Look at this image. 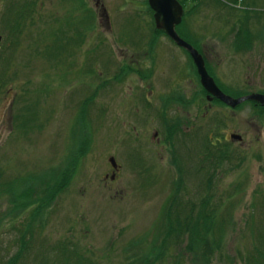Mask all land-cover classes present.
Here are the masks:
<instances>
[{
  "label": "rangeland",
  "instance_id": "obj_1",
  "mask_svg": "<svg viewBox=\"0 0 264 264\" xmlns=\"http://www.w3.org/2000/svg\"><path fill=\"white\" fill-rule=\"evenodd\" d=\"M100 1L110 26L99 22L96 0H0V264H256L264 252V106L219 99L206 111L196 67L168 46L148 0ZM180 1L178 32L213 49L218 86L234 97L264 94V0ZM155 39L149 94L136 62H152ZM127 62L135 67L123 79ZM181 87L200 91L198 113L180 104L189 100ZM159 127L160 143L152 138ZM62 172L67 182L52 197ZM173 194L179 211L169 217ZM205 197L224 228L189 249L191 227L177 240L171 224Z\"/></svg>",
  "mask_w": 264,
  "mask_h": 264
},
{
  "label": "flooded vegetation",
  "instance_id": "obj_2",
  "mask_svg": "<svg viewBox=\"0 0 264 264\" xmlns=\"http://www.w3.org/2000/svg\"><path fill=\"white\" fill-rule=\"evenodd\" d=\"M96 5H97V8H98L99 22L102 23V25H105V26H108L109 25L110 26V24H111V18H110V14H109L108 10L105 8L104 4L100 0H96ZM148 7H149V9H148L149 14L154 17V11H153V9L150 6H148ZM166 41H167V43H169L168 46L171 48L172 51H174L175 53H178L180 55H183L184 57H187V59H191L192 65L194 67H196V65L194 63V60L192 58V55H191V53H190V51L188 49H186L185 47L180 46L176 41H174L170 37H167ZM188 42H190L203 55V57L205 59L206 67H207L209 73L215 78L216 76L213 73L212 68H211L212 65L210 64V53H211V51L213 49L208 44L201 45L199 42L197 43V41H189V40H188ZM148 43L149 42L143 41V43L139 45L140 51L143 50L145 54L148 53ZM149 44H151V47H150L149 50H150V54H151V57H152V62L150 61V62H148L147 64H144V65H143L142 62H140V59L137 60V62H136V64L138 65L137 69H139L138 70V75L140 76L141 81L144 82V84H142L141 86L142 87H146V88H148V87L150 88V87L153 86V84H152L153 72H154V69L156 70V68H158V66L155 65L156 64V61L155 60L157 58V54L156 53H157V50H158V48L156 47L157 46V39H155L152 43H149ZM126 55L124 54V56H126ZM132 65H130L129 62H127V64L125 66H123V71H124L123 75L124 76H122L120 74L117 77H121L122 76V78L124 79V77L129 76L130 74H128L127 72H125V69L128 70V68H132V70H133L135 66L132 67ZM173 66H174V68H178V63L176 64L174 62V65ZM195 69H196V71L198 73L197 67ZM135 71L137 72V70H135ZM198 75H199V73H198ZM199 80H200V76H199ZM215 80H216V78H215ZM200 82H201V80H200ZM195 85L198 86L199 84L195 83ZM201 87H203V85ZM181 88H182L181 89L182 92L184 94H186V96H187L186 98L189 99V100L188 101H185L184 99H182V96H180V97L177 98L181 102L180 104H189L190 106L194 107L197 110V113H198V108H199L198 92H200V91L198 90L196 94H194V91L187 93L183 89V87H181ZM203 89L205 91L204 92V95H205L206 99H208L209 102H210L209 105L204 104L203 107H205L206 108V111H208L209 110L208 108L212 105V103L214 101H216V100H219V99L217 97H213L212 100L209 99L208 98V96H209L208 91L204 87H203ZM154 92H155V89L152 88L150 90L149 94H154ZM259 93H261V92H259ZM152 103H153V98L150 95L147 94L146 95V102L144 103V105L147 106V107H149V105L152 104ZM240 105H242V103L239 104V105H237L234 108H237ZM255 105L258 106L260 104L257 103V102H255ZM168 106H169V103H168V105L166 103H163V105L160 106V109H162V111H163L160 114L161 115L160 116V120H161V123H162L163 128H164V125H165V127L168 128V123L165 122V121H167V119H166V109L168 108ZM139 110H140V108L137 111H139ZM190 119H192V117ZM185 122H186V124L188 122V125L186 126V129L190 130L192 126L194 127V122L191 125H190V122H191L190 120L186 119ZM159 128L160 129H158V128L155 129L154 132H153V135H152V138L155 139L158 143H160L161 142V139H162L161 136H160L161 135V131H164L161 127H159ZM230 137H231V135H230ZM231 139H232V137H231ZM242 140H243V137H242ZM238 141H241V140H238ZM118 165H119V168L116 170L117 173H115V176L116 177H117L118 172L121 169V165L119 163H118Z\"/></svg>",
  "mask_w": 264,
  "mask_h": 264
},
{
  "label": "water",
  "instance_id": "obj_3",
  "mask_svg": "<svg viewBox=\"0 0 264 264\" xmlns=\"http://www.w3.org/2000/svg\"><path fill=\"white\" fill-rule=\"evenodd\" d=\"M150 5L155 11L154 17L156 27L163 30L170 38L176 41L180 46L188 49L192 55L194 63L197 67L201 83L203 87L208 91V98L212 100L213 97H217L223 102L229 104L232 107L247 101L256 100L264 105V94L254 92L246 94L240 97H234L225 93L217 84L215 78L209 73L205 59L203 55L185 38H183L177 31V25L180 24L184 16V5L179 0H150ZM2 36H0V42ZM232 139L240 140L242 135L232 134ZM110 161L115 169L119 168V165L115 157H111Z\"/></svg>",
  "mask_w": 264,
  "mask_h": 264
},
{
  "label": "trees",
  "instance_id": "obj_4",
  "mask_svg": "<svg viewBox=\"0 0 264 264\" xmlns=\"http://www.w3.org/2000/svg\"><path fill=\"white\" fill-rule=\"evenodd\" d=\"M90 101H91V98L90 99L87 98V102L89 103ZM221 154H220V158L222 157L223 161H224V157L225 156L223 155L222 152H221ZM64 171H66V170H64ZM65 173L62 172V173L58 174L57 176H55V179H56L55 184L51 182L52 187H53V189L51 191L52 197L55 196V195H58L59 192L62 191V189H63L62 186L63 185L65 186V184L67 182V175ZM182 191H183V188L180 187L179 188V193H178L180 198L183 197V195H182L183 192ZM175 194H173L174 197H175ZM24 196H26V195H24ZM176 197H177V194H176ZM176 197L175 198H171V200L169 202V205L166 208L167 213L165 215L168 214L169 217H173V211H176V210L179 211V208H177L179 199H178V201L175 200ZM208 199H209V197H205V200H203L199 204V209L196 210V212H195V209L193 208V207H195V205L192 204L190 210L188 212H186L184 216H182L183 217L182 219L179 218L180 215H181V212H179L176 215V217H175V219H176L175 221L176 222H174V223L172 222V224H171V226H172L171 228H175L176 231L179 230L180 233L184 229V226L186 227L185 230H187V231H189V229L191 227L190 232H189L188 235L190 237L189 241H191V242L193 241V243H191V244L188 243L187 247L189 246L190 247L189 249L195 248V246L199 247V244L210 243V238L208 237V235H210V233L214 232V230H215L214 233L222 234V231H223V228H224V224H223L224 221H222V220L218 221V219H217L218 215L216 216L217 209H216V207L213 208V207L209 206ZM37 201H40V198L39 199L36 198V200L33 199L31 202L29 201L27 204H25L26 205L25 209L29 208L32 205L37 206L35 204ZM38 203L40 205L38 216L41 215L43 217L44 216V212H45V207H44L45 203H44V201L43 202H38ZM182 204L184 205L183 209L185 210L186 204L183 203V202H182ZM175 205H176V207H175ZM214 223L215 224L217 223V225H214ZM31 231L33 232L34 228L30 225V226L27 227L26 233L31 232ZM187 231H185V232H187ZM185 232L181 233L182 235L177 234L176 235L177 236V240L183 239L182 237L185 235ZM26 233L25 234L23 233V234L26 235ZM218 236H219V239L217 240V245H219V242H220L219 240H221L220 239L221 235H218ZM160 250L161 249L159 247V249L157 250L156 253L157 254L160 253ZM260 255H261L262 259L260 260V258L257 257L256 264H264V252L261 251ZM207 262H209V261H207Z\"/></svg>",
  "mask_w": 264,
  "mask_h": 264
},
{
  "label": "bare ground",
  "instance_id": "obj_5",
  "mask_svg": "<svg viewBox=\"0 0 264 264\" xmlns=\"http://www.w3.org/2000/svg\"><path fill=\"white\" fill-rule=\"evenodd\" d=\"M180 1V0H179ZM181 3H182V1H180ZM148 4H149V6L152 8V6L150 5V0H148ZM183 4V3H182ZM184 5V4H183ZM153 9V8H152ZM153 11H154V9H153ZM154 14H155V11H154ZM154 21H155V17H154ZM181 24V23H180ZM180 24H178L177 25V27L176 28H178L179 27V25ZM155 25H156V22H155ZM178 30V29H177ZM91 100H92V98H91ZM260 105H263V104H261V103H259ZM264 106V105H263ZM172 127H174V124L172 125Z\"/></svg>",
  "mask_w": 264,
  "mask_h": 264
}]
</instances>
